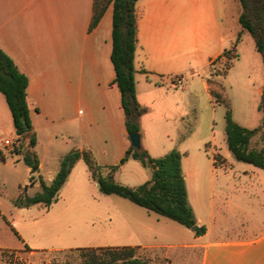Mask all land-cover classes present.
<instances>
[{
  "label": "crops",
  "instance_id": "1",
  "mask_svg": "<svg viewBox=\"0 0 264 264\" xmlns=\"http://www.w3.org/2000/svg\"><path fill=\"white\" fill-rule=\"evenodd\" d=\"M94 2L0 0V47L28 78L34 132L47 134L50 141L57 142L54 150L58 166H47L35 154L38 170L28 167L37 188L40 181L50 184L54 180L61 160L71 150L90 149L101 165L114 167L131 146L120 92L114 84L113 6H108L98 25L91 29ZM136 13L138 102L148 112L159 106L161 110L174 109L179 118L181 104H171L170 100L179 91L186 92L194 77L202 78L204 89L211 94V65L226 61L224 52L242 33L240 1L139 0ZM247 78L248 74H243L237 87L245 95L251 91L254 108L260 112L264 78L251 87ZM148 143L146 150L155 157L150 150L152 143ZM234 160L227 155L216 164L213 158L215 173L204 175L191 166L185 171L182 157L189 204L197 226H204L206 232L197 236L190 229L189 242L145 248L177 250L173 261L182 264H189L190 254L194 253L200 255L199 264H264V174L250 164L237 170ZM134 161L119 166L114 176L128 166L135 168L130 165ZM204 185L209 188L208 201ZM201 208L206 210L207 218L197 217L196 209ZM22 245L28 247L24 242Z\"/></svg>",
  "mask_w": 264,
  "mask_h": 264
},
{
  "label": "rangeland",
  "instance_id": "2",
  "mask_svg": "<svg viewBox=\"0 0 264 264\" xmlns=\"http://www.w3.org/2000/svg\"><path fill=\"white\" fill-rule=\"evenodd\" d=\"M237 54V64L227 79L224 78L225 61L213 63L208 78L230 104L238 124L248 129L264 128V113L260 110L264 104L258 112L251 91L245 95L237 87L243 74H248L250 87L264 78V63L251 34L242 36L237 44ZM176 101L181 104L179 118L174 109L161 110L159 105L158 109L141 118L142 148L146 150L150 146L148 142L152 143L153 158L177 150L185 160V171L191 166L199 174L215 173L213 157H232L226 142V106L208 94L202 78L198 77L189 82L186 92L179 91L170 103ZM260 101H264V95ZM36 139L35 148L30 147L29 138L21 141L19 153L4 147L8 140L18 142L12 114L5 98L0 96V264H82L83 252L75 250L131 246L136 247V255L149 264H182L176 259L173 261L177 250L156 251L145 247L184 244L192 239L191 230L127 199L103 194L83 160L77 162L74 173L49 208L39 205L16 207L14 201L17 198L33 197L41 190L33 184L24 155L27 152L37 154L50 167L59 164L54 150L57 142L50 141L44 133L36 135ZM262 147L260 132L252 140L251 148L260 150ZM234 161L237 170L247 165ZM130 165L135 168L128 166L115 176L120 165L114 166L113 176L117 183L138 187L151 180V170L138 161ZM226 186L229 189V185ZM203 192L208 201L209 188L205 185ZM196 215L198 218L208 216L203 208L196 209ZM23 242L28 247L23 246ZM199 257L198 253L190 254L189 264H199Z\"/></svg>",
  "mask_w": 264,
  "mask_h": 264
},
{
  "label": "trees",
  "instance_id": "3",
  "mask_svg": "<svg viewBox=\"0 0 264 264\" xmlns=\"http://www.w3.org/2000/svg\"><path fill=\"white\" fill-rule=\"evenodd\" d=\"M139 0H95L94 17L91 29L95 28L108 6H113V50L112 63L116 78L114 84L120 92L121 107L125 116L128 138L132 134H141V118L148 113L137 99L135 55L137 48V13L136 4ZM242 6L240 25L242 33L252 35L256 50L262 56L264 63V0H239ZM240 33L236 44L223 57L226 59L224 78L228 75L234 61L238 58L237 44L240 42ZM28 78L20 72L13 59L0 47V94L4 96L12 114L14 134L17 138L16 152L22 150L21 141L29 138L31 148L37 144L34 132L30 106L28 102ZM214 82L208 78L210 92L217 103L226 106L225 133L229 152L238 162L253 165L264 171V128L248 129L238 124L233 118V110L223 94L214 88ZM264 113V105L260 107ZM264 120V118H263ZM262 132L263 147L260 150L251 148L254 137ZM0 156L2 153L0 152ZM182 154L173 150L160 158H153L142 148L136 150L132 146L119 162L122 166L130 160L138 161L144 168L151 170L150 181L138 186L129 187L114 180L115 167L101 165L92 150H71L60 163V169L54 180L47 184L40 181V192L33 197L20 196L14 201L16 207L28 208L42 206L49 208L57 199L62 187L67 182L74 166L83 160L87 165L92 179L97 183L100 192L105 195H116L153 212L168 218L180 225L193 229L197 236L204 235L206 228L197 226V221L188 200L186 180L182 168ZM217 164L223 158L213 157ZM25 164L33 170L39 167V160L35 154L27 152L23 158ZM16 235H18L15 232ZM74 251V250H70ZM83 252L82 264H149L136 255L135 248H97L78 249Z\"/></svg>",
  "mask_w": 264,
  "mask_h": 264
},
{
  "label": "water",
  "instance_id": "4",
  "mask_svg": "<svg viewBox=\"0 0 264 264\" xmlns=\"http://www.w3.org/2000/svg\"><path fill=\"white\" fill-rule=\"evenodd\" d=\"M130 143L131 146L133 148H135L136 150H141L142 149V141H141V134L137 133V134H132L130 136ZM38 169H35V171H37Z\"/></svg>",
  "mask_w": 264,
  "mask_h": 264
},
{
  "label": "built area",
  "instance_id": "5",
  "mask_svg": "<svg viewBox=\"0 0 264 264\" xmlns=\"http://www.w3.org/2000/svg\"><path fill=\"white\" fill-rule=\"evenodd\" d=\"M4 147L11 149V150H16L17 144L14 143V141L8 140L4 143Z\"/></svg>",
  "mask_w": 264,
  "mask_h": 264
}]
</instances>
